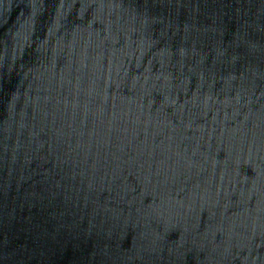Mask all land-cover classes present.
Returning <instances> with one entry per match:
<instances>
[{
    "label": "water",
    "instance_id": "95a60500",
    "mask_svg": "<svg viewBox=\"0 0 264 264\" xmlns=\"http://www.w3.org/2000/svg\"><path fill=\"white\" fill-rule=\"evenodd\" d=\"M0 264H264V0H0Z\"/></svg>",
    "mask_w": 264,
    "mask_h": 264
}]
</instances>
